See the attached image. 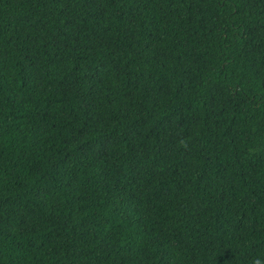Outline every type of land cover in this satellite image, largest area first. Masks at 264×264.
<instances>
[{
	"label": "trees",
	"instance_id": "16d2710c",
	"mask_svg": "<svg viewBox=\"0 0 264 264\" xmlns=\"http://www.w3.org/2000/svg\"><path fill=\"white\" fill-rule=\"evenodd\" d=\"M264 262V0H0V264Z\"/></svg>",
	"mask_w": 264,
	"mask_h": 264
},
{
	"label": "clouds",
	"instance_id": "9594fccd",
	"mask_svg": "<svg viewBox=\"0 0 264 264\" xmlns=\"http://www.w3.org/2000/svg\"><path fill=\"white\" fill-rule=\"evenodd\" d=\"M252 264H264V262H262L259 258L254 259Z\"/></svg>",
	"mask_w": 264,
	"mask_h": 264
}]
</instances>
